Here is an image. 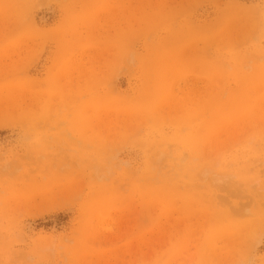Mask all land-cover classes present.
Returning a JSON list of instances; mask_svg holds the SVG:
<instances>
[{
    "label": "rangeland",
    "instance_id": "1",
    "mask_svg": "<svg viewBox=\"0 0 264 264\" xmlns=\"http://www.w3.org/2000/svg\"><path fill=\"white\" fill-rule=\"evenodd\" d=\"M0 264H264V0H0Z\"/></svg>",
    "mask_w": 264,
    "mask_h": 264
}]
</instances>
